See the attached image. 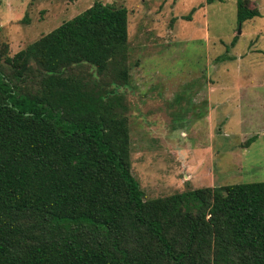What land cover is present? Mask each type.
Segmentation results:
<instances>
[{"label":"trees","instance_id":"obj_1","mask_svg":"<svg viewBox=\"0 0 264 264\" xmlns=\"http://www.w3.org/2000/svg\"><path fill=\"white\" fill-rule=\"evenodd\" d=\"M258 15L235 0L237 23ZM127 23L125 7L94 1L0 48V264H264V180L143 197Z\"/></svg>","mask_w":264,"mask_h":264},{"label":"rangeland","instance_id":"obj_2","mask_svg":"<svg viewBox=\"0 0 264 264\" xmlns=\"http://www.w3.org/2000/svg\"><path fill=\"white\" fill-rule=\"evenodd\" d=\"M127 10L130 171L144 198L264 180V0H0L11 56L91 5Z\"/></svg>","mask_w":264,"mask_h":264}]
</instances>
